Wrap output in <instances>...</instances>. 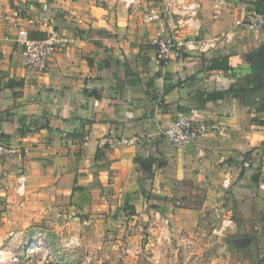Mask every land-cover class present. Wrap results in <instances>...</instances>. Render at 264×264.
Listing matches in <instances>:
<instances>
[{
    "label": "crops",
    "instance_id": "1",
    "mask_svg": "<svg viewBox=\"0 0 264 264\" xmlns=\"http://www.w3.org/2000/svg\"><path fill=\"white\" fill-rule=\"evenodd\" d=\"M178 1L0 0V136L22 151L0 158V244L67 220L129 235L156 215L191 230L199 210L173 205L213 194L235 168L256 184L261 167L242 161L264 155V32L236 25L253 6L195 0L190 17L194 0ZM168 4L182 16L157 13ZM19 29L65 40L47 70L25 65ZM158 36L213 46L161 64ZM178 114L207 125L185 147L161 134Z\"/></svg>",
    "mask_w": 264,
    "mask_h": 264
},
{
    "label": "rangeland",
    "instance_id": "2",
    "mask_svg": "<svg viewBox=\"0 0 264 264\" xmlns=\"http://www.w3.org/2000/svg\"><path fill=\"white\" fill-rule=\"evenodd\" d=\"M151 1L158 5L164 0ZM174 6L157 13L182 16ZM261 158L256 184L245 185L235 168L213 194L200 191L194 199L173 205V210H199L191 230L156 215L141 224L144 230L129 235L108 232L101 225L80 229L67 220L56 233L45 224L33 235L6 238L0 244V264H264V155ZM150 222L151 230L146 228Z\"/></svg>",
    "mask_w": 264,
    "mask_h": 264
},
{
    "label": "built area",
    "instance_id": "3",
    "mask_svg": "<svg viewBox=\"0 0 264 264\" xmlns=\"http://www.w3.org/2000/svg\"><path fill=\"white\" fill-rule=\"evenodd\" d=\"M171 7V5H168ZM196 1H192L188 7L191 15L196 14ZM236 25L242 29L251 31L264 32V11L249 10L245 16L236 22ZM21 43L24 45V61L25 65L30 69L38 71H45L48 68L49 55L63 47L65 40L54 30L48 31L44 39H30L25 29L18 30ZM156 52L155 58L161 63L166 64L169 59L170 52L182 47L189 50H204L213 46V43H208L204 39L195 36L193 38H186L182 43H178L172 36H158L155 39ZM194 113H197L195 110ZM207 125L203 121L192 119L191 117L178 114L173 119L169 120L161 131L162 136L169 144L175 147H185L197 141L206 131ZM136 141H141V137H134ZM129 140H123L129 142ZM9 156H22L20 147L13 146L5 141L0 136V158H7ZM260 152L258 155H249L242 161V168L244 170L260 168L262 161ZM228 180L225 181V184Z\"/></svg>",
    "mask_w": 264,
    "mask_h": 264
},
{
    "label": "trees",
    "instance_id": "4",
    "mask_svg": "<svg viewBox=\"0 0 264 264\" xmlns=\"http://www.w3.org/2000/svg\"><path fill=\"white\" fill-rule=\"evenodd\" d=\"M250 3L252 4V9L259 11V12H263L264 11V0H250ZM257 181V177H255L253 179V182L256 183Z\"/></svg>",
    "mask_w": 264,
    "mask_h": 264
},
{
    "label": "water",
    "instance_id": "5",
    "mask_svg": "<svg viewBox=\"0 0 264 264\" xmlns=\"http://www.w3.org/2000/svg\"><path fill=\"white\" fill-rule=\"evenodd\" d=\"M261 59L263 60V63L261 64V66L263 67V71H264V54L262 55Z\"/></svg>",
    "mask_w": 264,
    "mask_h": 264
}]
</instances>
